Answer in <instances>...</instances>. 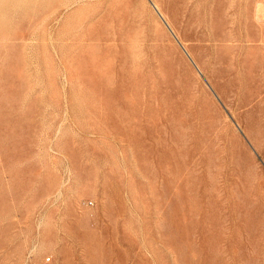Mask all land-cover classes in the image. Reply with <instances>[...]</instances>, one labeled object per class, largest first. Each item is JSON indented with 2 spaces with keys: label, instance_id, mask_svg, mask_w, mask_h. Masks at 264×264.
Masks as SVG:
<instances>
[{
  "label": "rangeland",
  "instance_id": "rangeland-1",
  "mask_svg": "<svg viewBox=\"0 0 264 264\" xmlns=\"http://www.w3.org/2000/svg\"><path fill=\"white\" fill-rule=\"evenodd\" d=\"M0 264H264V0H0Z\"/></svg>",
  "mask_w": 264,
  "mask_h": 264
},
{
  "label": "bare ground",
  "instance_id": "bare-ground-1",
  "mask_svg": "<svg viewBox=\"0 0 264 264\" xmlns=\"http://www.w3.org/2000/svg\"><path fill=\"white\" fill-rule=\"evenodd\" d=\"M260 6H262V5L260 4ZM260 6H258V8H257L259 11H261V10L263 9V7H260ZM259 11H258V12H259ZM261 12H262V11H261ZM257 14L259 15V13H257ZM259 16H260V15H259ZM261 16H262V15H261ZM259 19H260V18H259ZM262 19H263V18H262Z\"/></svg>",
  "mask_w": 264,
  "mask_h": 264
}]
</instances>
